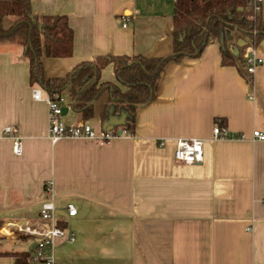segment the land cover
<instances>
[{"label": "crops", "instance_id": "obj_1", "mask_svg": "<svg viewBox=\"0 0 264 264\" xmlns=\"http://www.w3.org/2000/svg\"><path fill=\"white\" fill-rule=\"evenodd\" d=\"M29 2L34 13L65 14L73 31L71 55L43 59L47 77L99 55L171 52L173 0ZM243 41L236 33L226 45L241 56ZM256 47L263 61L250 80L236 65H222L210 42L200 57L166 64L155 98L134 112L132 134L51 142L47 105L31 97L22 47L0 40V131L13 125L22 142L16 155L0 132V239L30 240L21 248L0 241V250L32 251L34 237L5 235L3 226L34 220L50 180L55 216L74 234L57 241V264H264V139L251 136L264 133V38ZM106 81L126 89L110 62L100 68L99 82ZM106 95L84 120L95 131ZM108 109V117L125 119L124 108ZM61 120L83 121L70 102ZM217 120L240 136L212 138ZM178 137L202 139V160L174 159ZM6 261L13 264V256L0 255V264Z\"/></svg>", "mask_w": 264, "mask_h": 264}, {"label": "trees", "instance_id": "obj_2", "mask_svg": "<svg viewBox=\"0 0 264 264\" xmlns=\"http://www.w3.org/2000/svg\"><path fill=\"white\" fill-rule=\"evenodd\" d=\"M245 0H173L171 52L165 56L141 54H105L93 60H83L63 76L47 77L43 70L46 57H65L72 53L73 31L65 14L34 13L29 0H0V40H12L22 47L28 63V83L38 86L43 94L69 97L71 108L81 120L94 113L93 102L103 92L99 116L103 122L109 116V104L124 108V122L112 127L132 134L135 110L151 102L158 91L166 64L196 59L205 46L217 42L222 65H236L247 80L250 76L241 69L242 56L227 47V40L240 33L247 42L257 45L264 38V16L247 17ZM6 17H10L4 24ZM112 63L116 80L126 89L111 82H99L100 68ZM217 124L223 125L217 120ZM1 224V221H0ZM0 255H12L13 264H29L28 251L0 250Z\"/></svg>", "mask_w": 264, "mask_h": 264}, {"label": "built area", "instance_id": "obj_3", "mask_svg": "<svg viewBox=\"0 0 264 264\" xmlns=\"http://www.w3.org/2000/svg\"><path fill=\"white\" fill-rule=\"evenodd\" d=\"M264 0H245L247 17L252 19L262 11ZM127 15L122 17V26L126 25ZM244 71L248 75H253L256 67L262 63L263 58L258 53L257 47L247 41L242 45L241 52ZM31 97L35 100H41L47 105V137L51 142L61 137H88L99 139L101 141L109 140L117 133L112 129H100L95 131L90 124L85 121H77L75 123H65L61 120V107H68L69 99L63 94L47 95L41 94L38 86H31ZM252 98V96H250ZM1 134L11 139V150L14 154L19 155L22 151L21 137L17 132V128L13 125H5L1 128ZM212 138H225L231 135L224 125L215 123L211 131ZM252 138L264 139V133L254 129L251 132ZM203 141L200 138H176L173 157L184 163H195L202 160ZM44 196L40 201L37 217L34 220H18L8 221L3 228L5 235L34 237V247L29 252L27 261L29 264H57L54 258L53 250L59 239L72 240L74 238L73 231L66 230L55 216V204L53 202V190L51 181L44 183ZM67 215L71 216L76 213V208L72 203H66L64 206Z\"/></svg>", "mask_w": 264, "mask_h": 264}, {"label": "water", "instance_id": "obj_4", "mask_svg": "<svg viewBox=\"0 0 264 264\" xmlns=\"http://www.w3.org/2000/svg\"><path fill=\"white\" fill-rule=\"evenodd\" d=\"M245 41H246V39H244V41H243V43H241V45H243L245 43ZM234 53H236V52H234ZM66 110H67V107L66 106H62L61 107L62 114H64ZM123 122H124L123 116H121L119 118L110 116L105 121H103V123H102V129H108L109 130V129H112L113 126L118 125V124H121ZM116 133L117 134H120L121 133V129L118 128L117 131H116ZM32 247H34V245Z\"/></svg>", "mask_w": 264, "mask_h": 264}, {"label": "rangeland", "instance_id": "obj_5", "mask_svg": "<svg viewBox=\"0 0 264 264\" xmlns=\"http://www.w3.org/2000/svg\"><path fill=\"white\" fill-rule=\"evenodd\" d=\"M261 14L264 15V10H263V12ZM9 19H10V17H6L5 20H4V24H7ZM0 241H1V246L2 247H13V248L28 247V245L30 243L29 242L30 240H28V239H25L23 241L16 239V240L12 241V240L7 239V238H1ZM9 244H11V245H9ZM4 263L8 264L7 261L4 262Z\"/></svg>", "mask_w": 264, "mask_h": 264}]
</instances>
